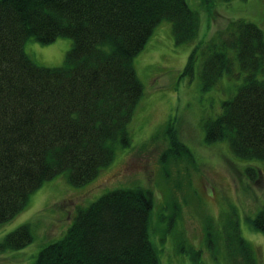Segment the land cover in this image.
I'll use <instances>...</instances> for the list:
<instances>
[{
  "label": "trees",
  "instance_id": "16d2710c",
  "mask_svg": "<svg viewBox=\"0 0 264 264\" xmlns=\"http://www.w3.org/2000/svg\"><path fill=\"white\" fill-rule=\"evenodd\" d=\"M198 17L187 0H0V224L22 212L45 180L67 173L71 184L82 186L113 162L118 147L131 144L128 127L144 93L136 55L163 20L172 23L177 43H193ZM262 33L253 22L231 21L215 36L218 42L213 37L195 45L183 75H194L203 54L200 77L211 89L231 69L227 49L236 52L245 81L219 116L205 121L204 143L226 141L235 157L264 164ZM58 37L73 40L64 65L42 66L25 51L30 38L49 45ZM175 131L173 125L165 131L167 177L171 159L193 155ZM245 170L258 179V168ZM153 196L141 186L103 194L79 208L64 237L42 248L33 264H160L149 239ZM237 213L232 208L224 215L226 244L208 219L209 252L224 248L229 264H256ZM256 213L249 221L264 233V208ZM32 240L24 224L6 234L0 249H20ZM182 250L199 264L203 250Z\"/></svg>",
  "mask_w": 264,
  "mask_h": 264
},
{
  "label": "rangeland",
  "instance_id": "374dc122",
  "mask_svg": "<svg viewBox=\"0 0 264 264\" xmlns=\"http://www.w3.org/2000/svg\"><path fill=\"white\" fill-rule=\"evenodd\" d=\"M187 2L200 18L194 42L177 43L172 23L163 20L134 59L144 93L128 127L131 144L118 147L113 162L82 186L71 184L67 173L45 180L31 194L22 212L0 224V243L6 234L24 224L30 225L33 236L23 248L0 249V264H33L42 248L64 237L79 208L89 206L109 191L135 186L150 187L154 194L149 239L160 264L194 263L191 255L182 250L189 245L203 250L199 264H229L224 248L215 256L210 254L207 235L211 230L206 225L210 219L212 233L222 236L226 244L224 215L232 208L237 209L242 235L254 250L256 264H264V233L249 221L264 208V164L235 157L226 141L204 143L205 121L219 116L223 102L236 94L247 72L241 68L236 52L229 48L226 52L231 69L223 72L211 89L204 88L200 77L203 54L194 75H183L195 45L216 38L233 20L255 23L264 37V0ZM72 44L69 37H58L49 45L30 38L25 51L38 64L56 67L64 65ZM170 125L193 155L191 159H171L167 177L161 154L170 147V138L165 135ZM250 166L260 171L258 179L248 178L245 169Z\"/></svg>",
  "mask_w": 264,
  "mask_h": 264
}]
</instances>
